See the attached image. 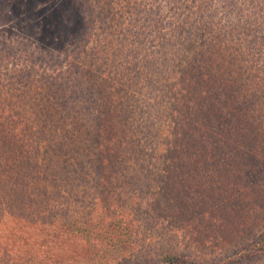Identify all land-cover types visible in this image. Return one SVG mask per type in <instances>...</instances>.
<instances>
[{
	"label": "trees",
	"instance_id": "1",
	"mask_svg": "<svg viewBox=\"0 0 264 264\" xmlns=\"http://www.w3.org/2000/svg\"><path fill=\"white\" fill-rule=\"evenodd\" d=\"M94 1L81 0L82 3L76 5L79 9L73 13L75 22L82 23L78 26L85 32L81 42L76 44L78 48L87 46L90 41L86 33L93 32L91 24L98 8ZM188 1L173 0L177 7ZM156 2L128 0V10L119 11L117 15L118 21H122L116 29L122 33L120 38L108 37L106 33L99 37L101 49L111 52L116 49L114 54L117 55L124 34L135 35L132 40L139 46L133 57L137 62L129 65L134 68L135 76L127 79L126 84L116 80L118 85L113 86L116 85L113 78L104 81L94 78V71L108 63L91 67L95 63L91 59L93 53H84V48L81 55L69 58L66 55L68 71L63 78H53L33 68L3 69L4 64L0 63V79L8 76L6 84L0 86L12 90L8 99L0 98V103L16 96L14 105L23 108L15 109L13 105L0 108V182L9 185L3 196L5 200L0 199V264H49L64 242L67 243L63 251L74 257L68 263H77L85 256L80 252L89 249L82 233H65L57 226V213L47 215L46 206L40 211L36 206L32 208L34 203L30 201H42L29 193L26 186L29 181L39 180L44 167H50L51 161L38 160L40 148L46 145L55 150L63 148L66 136L60 132L62 127L97 142L92 150L96 171L112 173L107 179L110 187L102 188L99 181L88 179L81 192L79 187L73 190L79 204L80 229L84 232L92 226L98 230L109 224L111 230V241L104 243L107 247L98 249L91 264H182L194 259L199 263L210 259L212 264H264V192L257 187L264 185V156H250L258 141L264 145V0H198L203 4L193 10L195 12L168 15L153 7ZM209 8L212 11L208 13ZM100 16L103 18L102 14ZM60 18L62 23H67ZM165 20H172L168 29L164 28ZM124 21L128 25H124ZM71 26L63 25L66 29L59 33L67 39L77 36L71 34ZM101 28L104 30L103 26ZM145 31L153 35L151 44L137 33ZM215 48L231 51L239 57L241 65L238 63L239 69L233 75L230 69L225 71L221 66L224 63L220 60L226 59L228 53L224 58L218 57L216 53L221 50ZM243 61L249 62L248 65ZM84 70H89L87 78L82 75ZM43 85L45 91L36 93ZM17 89L19 91L14 92ZM113 93L122 95L120 103L115 101ZM78 114L80 120L76 119ZM134 121L137 131L145 136L144 147L151 148L149 155L132 157L135 148L132 136L125 145L122 140L112 145V150L100 141L103 130H107L104 132L106 141L112 131L116 135L120 131L125 136L129 132L125 125ZM20 132V144L15 146V136ZM171 136L172 140L165 143ZM175 139L179 140V147L171 150ZM102 149L106 150L104 154ZM243 150L250 152L245 156L241 154ZM164 154L166 156L162 157ZM227 154L244 157V167L243 163L234 166L232 161L221 157ZM17 158L20 168L31 179L27 181L23 175V181L14 189L16 181L10 177L18 176L17 162L9 166L8 159ZM79 159L77 157L76 161L81 162ZM70 160L63 157L58 166L66 164L65 170L70 171ZM208 164L218 172L204 174V185L197 190L196 204L188 207V199L181 195L186 190L173 189L175 186L185 188V184L182 178L173 184L172 168L179 166L183 168L179 172L198 174L195 167L203 168ZM135 170L150 173L144 179L135 175ZM205 178L224 182L208 186ZM153 180L157 187L162 186L160 194L149 192ZM0 186L4 189V185ZM137 187L141 193L135 192ZM13 189L19 194H13ZM170 190L177 195H166ZM168 196L175 198V206L171 205L172 225L178 217L192 221L195 213H203L201 221L220 222L217 232L220 230L221 238L218 236L216 240L228 241L222 242L225 246H219L217 256L210 257L215 251H206L207 248L191 250L190 240L179 239L174 227L165 223L155 201L161 197L162 204ZM235 199L237 202L233 201ZM4 202L8 204L6 208ZM182 203L186 204L182 206ZM261 207L263 211L258 212L257 208ZM245 208L250 218L253 219L252 213L256 212L255 218L260 219L242 234L236 232V211ZM26 210L30 213L25 214ZM9 231L13 235L5 239ZM100 231L104 236L105 231ZM200 236L197 235L194 242L200 243ZM207 242L212 244L210 237Z\"/></svg>",
	"mask_w": 264,
	"mask_h": 264
},
{
	"label": "rangeland",
	"instance_id": "2",
	"mask_svg": "<svg viewBox=\"0 0 264 264\" xmlns=\"http://www.w3.org/2000/svg\"><path fill=\"white\" fill-rule=\"evenodd\" d=\"M75 1L73 0H0V63L3 62V69H27V68H33L36 71L39 72H45L50 77H59L63 78L64 76H67L66 73L68 71V67L66 65V55L69 57L76 56L77 54L81 55V50L84 48V53H93V57L91 58L94 63L91 67H97L96 65H100L101 63H108L107 65H102L95 71V74H93L94 78H100L103 81L106 78H113L116 82H123L125 83L127 79H129L132 76H135V70L130 64H133L135 62V51L138 49L139 44L136 41H133L132 39L135 37L133 33L124 34V37H122V46L118 47L121 51H119L116 54L114 52L116 49H113L111 51H105L102 50L100 44H99V37H101L104 33L109 34L108 37L114 36L117 38H120L119 36L122 35V33H119L120 30H116L117 27L120 25V22L117 19V15H119V11H126L129 7L128 0H95L94 3H96L97 7V15L94 18L93 17V23L91 25L93 26V32L89 33L87 32V36L90 38L89 43H87V46L80 45L79 48L76 45L79 42H81L80 38L83 39L84 31L81 28L82 23H76L74 16V11L77 8V4L80 5L81 0H76V4H74ZM82 3V2H81ZM215 3V1H214ZM200 4H203V2H198V0H189L188 3L179 5L178 7L174 4L173 0H157V2L154 4V8L156 10L165 11L168 14L172 12H195L197 7ZM127 7V8H126ZM195 10V11H193ZM54 11H57V14H53ZM212 11V9L209 8L208 13ZM100 14L103 15V18H101ZM70 16V18H67V16ZM63 17L65 20H67V23H62L61 18ZM101 18V20H100ZM104 19V21H103ZM117 19V21H116ZM171 19V18H168ZM96 20V21H95ZM172 20H165L166 25H164L165 29H168L167 25H172ZM171 23V24H168ZM124 25H128L127 21L123 22ZM62 25V26H58ZM63 25H72V35H77L71 39H67L66 36L63 33H59L61 29H66L63 27ZM104 27V30H102L101 27ZM115 29V30H114ZM104 31V32H103ZM79 32V33H78ZM140 33L146 39L147 44H151L152 36L149 32H137ZM98 41V42H97ZM117 46V44H116ZM144 47V46H143ZM217 51H220L221 48H215ZM216 51V52H217ZM142 52V51H141ZM228 57L226 59L220 60L224 64L221 66L223 67L222 70L227 71V69H230L231 74L235 73L236 70L239 69L238 63L241 65V61L239 60V57H236L235 54L231 51L227 52L225 49L221 50L220 52L216 53L218 57H223L224 55H227ZM109 56H111L109 58ZM234 64L232 63V59H234ZM139 58V57H138ZM137 58V60H138ZM219 61V60H218ZM236 61V62H235ZM137 62V61H136ZM135 62V63H136ZM237 63V65H236ZM243 63H248L247 61H243ZM96 64V65H95ZM233 65V66H231ZM250 65V64H249ZM89 66H87L88 69ZM137 70V68H135ZM141 70V67H139ZM89 70H84L82 72L83 77L87 78ZM103 74V75H102ZM8 76H5L4 78L0 79V85H4L7 82ZM107 82L109 83V80L107 79ZM126 84V83H125ZM114 84L113 86H117ZM44 85L41 88H37V92H44L45 89ZM51 89H47L49 91ZM0 98L1 99H8L10 96V93L12 92L8 90V87L5 89H2L0 86ZM19 89L15 90L14 92H18ZM40 94H36L38 96ZM16 96L12 98V100H2L0 103V108L5 107L7 105H13L15 109H21L23 110L22 106L14 105V99ZM113 98L115 101L120 103V99L123 98L122 95L118 93H113ZM48 107V106H47ZM77 120H80L79 114L76 116ZM128 127V133L123 136L122 132L119 131V134L116 135L115 131H112L109 135H111L110 139L106 141V137L104 132H107V130H103L102 133L99 135L100 141H102L106 147H110L112 150V145H117L120 140H122V143L125 145L130 141L131 136L135 140V148L132 150V157H136L138 155H149L151 148L149 146L144 147L145 145V136L142 134L141 131H137L136 129V122L133 123H127L125 125ZM70 130L66 127H62L60 129V132L65 135V142L62 149H54L52 146H47L45 148H40L38 152V160L42 162L49 163L51 161L50 167L46 168L44 167V171H40L39 180L35 179L32 181H29L31 177L27 178L25 175V172L23 171V168H20L19 166V159L17 158L15 161L8 159V165H15L17 162V167L15 166V171L18 173V176L10 177L12 180L14 179L16 181L15 188H18V183H21L23 180L22 178L25 175V178L27 181L28 186V192L35 194L41 199V203L36 202L35 200L30 201L34 204H32V208L34 206L37 207L38 211H40L44 206H46V214H54L57 213L58 217V227L63 230V232H79L82 233L87 240V244H89V251L85 250L83 252H80L81 256H83L79 262H70L68 263V260L72 259L73 254H65L66 252L63 251L65 249L66 243H61L59 246V253L56 255V258L50 262L49 264H91V262L95 259L94 254L98 251V249L105 248L108 245H104V243H109L111 241L109 236V232L111 231L108 228L109 224H106L105 227H102L101 229H94L92 226H90L86 231L83 232V228L80 229L79 227V219L77 215V209L79 207V204L76 202L77 194L73 193V190L75 187H79V192L82 191L83 188L86 186V182L88 179L93 181H99L102 188L104 186L110 187L109 182H107L109 174H112L109 171H103V172H97L95 168V164L97 163L95 160H93V154L92 150H94V145L96 143L92 142L89 136H86L83 134V137H80L75 135L72 132H69ZM132 132H135L136 135H132ZM69 133V134H68ZM76 133V132H75ZM144 136V137H143ZM59 137L57 135L54 136ZM16 138V144H20L21 139V132L15 136ZM173 136L170 138L165 137V143L168 141H171ZM82 139V140H80ZM80 140V141H79ZM176 140V139H175ZM9 141V140H8ZM179 140H176V143L171 145V150H173L174 147H179L178 145ZM259 144H257V148L255 151H251L250 156H264V145L262 146V143L258 141ZM12 145V144H11ZM95 149L99 150L97 146H95ZM170 150V151H171ZM106 151L105 149H102L103 152ZM169 151V152H170ZM250 151L243 150L241 154H244L246 156L247 153ZM229 153V152H228ZM131 154V153H130ZM35 156V155H33ZM166 154H164L165 157ZM36 157V156H35ZM63 157H69L71 169L70 171H66L64 167H66V164L64 166H58L59 161L62 160ZM79 157V161L77 162L76 158ZM184 157V156H183ZM224 159H227L228 161H232L234 166L240 165L243 163L245 159L244 157L237 155V154H227L225 156H221ZM180 157L178 156L177 159ZM202 158V157H201ZM209 158V157H208ZM219 158V157H217ZM214 158V159H217ZM31 159V158H30ZM205 159H202V161ZM155 160H153L154 162ZM77 163V165H76ZM75 166L76 169H72V166ZM136 164H134L135 166ZM197 165V164H196ZM195 165V166H196ZM212 165L208 164L207 167L200 168L199 166L195 167L198 169L200 173L196 174L193 173H186V172H179L181 170V167L174 166L172 168V176L170 180L173 181V184L175 185L176 179H183L185 188L177 187L175 186L173 189L174 191H180L186 190L184 194H181L183 197H186L188 199V207H193L196 204V198H197V190H201L204 181L203 176L204 174L208 173H215L218 172V169L215 167L211 169ZM152 169V167H151ZM249 169V168H248ZM183 170V168H182ZM181 170V171H182ZM150 173L148 171H145L144 173L140 172L138 173L137 170H135L134 174L139 175L140 178L146 179L147 174ZM191 174V175H189ZM7 175H10V173H7ZM46 176V177H44ZM17 178V179H16ZM208 186H219L224 180H218L216 181H209V179L205 178ZM152 186L149 189V192H155L160 194L162 191V186L157 187L156 182L153 180ZM0 184L4 185V189L0 186V199L2 201L5 200L3 196L5 195V189L9 188V185L3 183L2 181ZM114 184V181L112 182ZM151 185V184H150ZM257 187H261L260 191L264 192V185L258 184ZM11 190L13 194H19L18 190L15 192ZM85 189V188H84ZM151 190V191H150ZM120 191V190H117ZM142 190L139 189V187L136 188L135 192L141 193ZM116 194V193H115ZM166 195H177L176 192H171V190ZM9 195H6L8 197ZM161 196V195H160ZM48 197V200L45 198ZM199 199V197H198ZM248 199V198H247ZM245 201V199H243ZM237 202V200H233ZM242 201V199H241ZM7 202H4V207L6 208L8 204ZM161 197L159 199H156L155 205L158 206V209L160 210V214L163 216V219L165 223H170L172 216V206H175V198L174 196H168L164 202H162L161 206ZM186 203H182V206H184ZM245 205V203H244ZM258 205H256L257 207ZM260 207V206H258ZM246 208L248 209L247 205ZM238 210L236 211L237 214V230L236 232L246 234L250 227L255 224V222H258L257 220L259 218H255V216H258V214L252 213L253 219L249 217V212L246 210ZM157 209V210H158ZM258 212L263 211V208H257ZM254 210V209H253ZM85 212V211H84ZM30 213L28 210L25 211V214ZM178 213V212H177ZM177 213L175 216H177ZM41 212L39 216L41 217ZM75 214V215H72ZM86 214V212H85ZM63 215L65 217H63ZM203 215V213H195L192 215V221L187 222L184 221L182 217H178V220H173V227L174 230L177 231L179 234V239L183 240L184 238H188L190 240L191 250L198 251L200 249H206V251H215L214 253H210L213 257L214 254H218V251L220 250V245L223 243H226V241H219L216 240V238L219 236L221 238V234L219 231L217 232V228L220 224V222H207V221H201L200 217ZM64 219H68L69 222H67ZM173 219V218H172ZM200 220V221H199ZM213 222V220H212ZM80 229V230H79ZM105 231V235L103 236L100 232ZM235 234V232H234ZM13 235L12 231H9V234L6 236L5 239H9ZM197 235H201L199 240L201 239V242H194L195 239H197ZM23 237V236H21ZM210 237L212 244L210 245L207 240ZM227 237V239H229ZM98 241V242H97ZM99 241H102L99 242ZM223 242V243H222ZM208 243V244H207ZM94 245V246H93ZM225 246V244L221 245ZM93 247V248H91ZM63 252V253H62ZM62 253V254H61ZM92 253V254H91ZM71 256V257H70ZM80 257L76 256V259ZM185 260V259H184ZM174 264H179L178 262H175ZM182 264H212L210 262V259H204L202 262H198L194 259V261L188 262L187 260L183 261Z\"/></svg>",
	"mask_w": 264,
	"mask_h": 264
}]
</instances>
